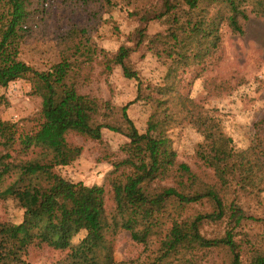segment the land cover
<instances>
[{"label": "trees", "instance_id": "1", "mask_svg": "<svg viewBox=\"0 0 264 264\" xmlns=\"http://www.w3.org/2000/svg\"><path fill=\"white\" fill-rule=\"evenodd\" d=\"M10 1L12 16L0 40V89L13 80L29 78L34 92L42 97L45 123L35 134L33 148L0 170V182L10 179L0 191V198H13L24 209L21 221L0 222V264H28L23 256L32 245L66 251L57 264H134L133 260L115 259L114 242L103 234L106 227L128 230L135 242L146 247L151 243L155 245L154 256H149L150 261L143 264H207L205 255L214 249L225 251L228 259L223 264H264V248L253 243L245 260V247L236 239V229L244 221L263 219L247 215L238 202H227L221 194L231 183L238 184L244 191L264 186L263 139L256 135L258 138L253 145L236 149L220 120L196 111L195 102L186 99V117L204 136L197 154L214 171L216 178L215 183H200L188 164L176 163L177 154L161 120L151 116L146 131L137 128L128 113L132 102L122 107L124 129L97 121L99 100L79 92L71 76L77 70L78 61L64 55L49 70H39L21 59L22 40L32 31L36 19L52 11L56 0ZM202 1L164 0L159 11L147 10L141 15L142 21L147 23L150 18H161L173 9L185 7L186 21L168 33L156 35L157 40L174 44L164 49L169 56L177 48L181 54L191 50L207 54L216 50L220 24L225 22L235 32L243 33L240 17L247 19L248 13L241 0H214L220 5L210 22L194 21L192 15L197 9L210 11L214 6L209 0L207 6L201 7ZM64 2L74 6L71 11L81 6L95 16L116 5L114 0ZM87 30L85 26L73 24L61 35L66 52L72 51L85 59L98 51L106 52L90 43ZM139 32L138 42L141 43L145 28H140ZM206 43L209 45L205 50ZM130 53L131 49L122 45L108 59L107 67L112 63L121 65L126 77L139 79L138 72L127 63ZM2 123L0 117V125ZM260 123H264V118ZM103 128L124 132L130 139L126 145L128 156L117 164L125 166L126 171L111 181L115 202L111 211L107 210L104 186L93 185L83 192L79 183L56 171V167L70 164L82 152L80 146L68 141L70 132L101 139ZM167 178H172L174 184L153 186L156 179ZM33 186L39 190V199L29 202L27 197ZM79 192L82 195L78 198ZM205 198L213 203L212 212L194 218L182 217L187 205ZM206 221L226 223L224 233L208 237L201 230ZM83 230H87V235L75 243V237ZM202 251L205 252L200 257Z\"/></svg>", "mask_w": 264, "mask_h": 264}, {"label": "rangeland", "instance_id": "2", "mask_svg": "<svg viewBox=\"0 0 264 264\" xmlns=\"http://www.w3.org/2000/svg\"><path fill=\"white\" fill-rule=\"evenodd\" d=\"M115 7L95 14L81 6L56 0L51 12L35 20L30 33L22 40L20 58L39 70H49L64 55L71 61H78L77 70L71 73L79 92L95 97L100 102V114L96 120L110 123L120 129L125 127L122 107L132 102L128 113L137 128L147 130L151 116L164 123V131L171 138L176 152V163H186L197 174L200 183H215L214 171L207 167L197 154L204 136L184 111L188 101L196 104V111H202L220 120L225 132L233 139L236 149L253 145L259 135L264 143V0H241L248 18L240 17L243 33L235 32L228 23L220 24V41L216 50L200 54L197 50L187 53L176 52L169 56L164 49L173 43L157 40L159 33H168L186 21L185 9H173L161 18H150L145 23L141 15L147 10H160L164 0H114ZM209 0H203L201 7ZM263 2L261 5L260 3ZM210 11L199 8L193 13L194 21L205 19L210 22L220 3L212 0ZM217 6V7H216ZM258 10V11H257ZM10 0H0V40L12 16ZM151 15H154L151 12ZM87 27L90 43L106 52L98 51L91 58L72 51L60 41L71 25ZM185 24V23H184ZM140 28H145L141 43ZM151 39L155 41L152 42ZM206 42V41H205ZM204 42V43H205ZM125 45L131 49L128 65L138 72L139 79L124 75L121 65L107 61L119 48ZM208 43L203 47L208 48ZM0 170L9 162L21 156L35 145V134L45 123L42 112V97L33 90L29 78H19L0 89ZM107 102V104H106ZM257 137V138H256ZM68 141L82 148L77 159L68 165L56 167L65 178L80 184L83 192L93 185H102L106 190V206H114L111 181L126 171L117 166L128 156L126 145L130 139L124 132L102 129L101 139H92L76 132L68 134ZM10 182H0V191ZM173 185L172 178L156 179L153 186ZM224 189L221 194L227 202H238L247 215L263 220H247L236 229V239L245 247L244 259L250 255L249 247L257 244L264 248V186L251 191L240 190L236 183ZM78 193V198L81 196ZM28 201L39 199L37 187H31ZM214 210L207 198L191 203L182 211L183 218H194L198 214ZM24 209L13 199L0 198V222H19ZM226 223L206 221L202 232L208 237L222 235ZM105 238L114 242V256L117 261H135L134 264L149 262L154 256L155 245L146 247L135 242L128 230L103 229ZM87 235L81 231L74 239L79 242ZM205 251L199 253L201 257ZM48 246L32 245L23 258L28 264H57L66 255ZM207 264H223L228 259L225 251L214 249L205 255ZM142 261V262H140Z\"/></svg>", "mask_w": 264, "mask_h": 264}]
</instances>
